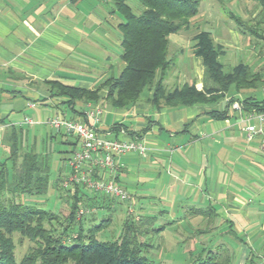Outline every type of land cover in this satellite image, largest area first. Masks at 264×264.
Segmentation results:
<instances>
[{"label":"crops","instance_id":"crops-1","mask_svg":"<svg viewBox=\"0 0 264 264\" xmlns=\"http://www.w3.org/2000/svg\"><path fill=\"white\" fill-rule=\"evenodd\" d=\"M228 3L248 20L254 16L253 5L263 11L254 0ZM229 17L242 20L232 13ZM123 21L115 0H0V137L3 126L21 129L22 146L37 153H50L46 150L48 142L59 141L67 148L60 152L66 160L61 168L64 173L60 171L62 177L71 174L70 160L81 142L63 131L52 132L46 124L48 118L44 119V108L83 122L107 139H139L146 146V155L121 156L122 167L114 180L131 192L133 205H141L140 217H154L159 210L169 218L180 213L196 218L192 224L185 222L190 230L200 235L229 236L241 250L234 256L236 264H255L252 252L264 255V149L259 134L248 141L244 133L249 123L258 128V121H248L250 112L235 111L231 104L251 98L264 101V63L258 70L246 63L248 45L240 44L247 34L233 32L232 41L225 30L214 37L208 31L189 36L178 32L168 36L171 47L182 54L184 46L191 54L179 88L194 85L197 90L203 89V60L193 49L201 32L208 33L221 50L219 61L227 53L226 64L231 69L246 64L261 74L262 80L254 89L237 92L232 87L217 101L188 107L155 108L147 101L151 94L128 109L115 108L104 98L96 103L75 101L72 108L62 105L63 99L50 98L46 81L93 90L102 83L97 84L100 76L113 74L115 65L121 72L124 63L118 26ZM94 108L100 110L95 119L86 117ZM25 119L32 124H25ZM1 154V159L6 156L3 149ZM98 176L106 178L107 173L99 172ZM84 193L89 199L93 197L89 191ZM87 197L85 202L91 204ZM144 203L159 204L163 210L148 207L143 214Z\"/></svg>","mask_w":264,"mask_h":264},{"label":"trees","instance_id":"trees-1","mask_svg":"<svg viewBox=\"0 0 264 264\" xmlns=\"http://www.w3.org/2000/svg\"><path fill=\"white\" fill-rule=\"evenodd\" d=\"M254 1L264 11V0ZM115 2L118 13L124 19L118 26L122 35L121 59L124 63L121 72L116 77L107 78L93 90L46 81L50 98L63 99L62 105L69 108L75 101L96 103L104 98L115 108L128 109L134 107L146 91L151 94L148 103L155 108L188 107L217 101L232 87L237 92L254 89L262 80L261 74L254 73L243 63L224 72L218 59L221 50L215 46L208 33L201 32L196 36L193 49L203 60V89L184 85L167 90L164 82L172 66L173 55L176 54L170 48L168 36L188 29L191 19L198 13L200 0H138L142 7L139 14L132 12L126 0ZM234 19L237 24L243 25L241 19ZM246 28L255 37H261L256 28ZM241 105L246 112H264V101L251 98L244 100ZM3 127L0 157L2 149L6 156L0 158V264H154L141 252L152 247L144 240L150 232L158 235L164 230L163 226L155 228V217L135 220L127 215L117 239H99L105 225L111 223L116 204H123L121 201L100 194V200H97V193L81 185L65 188L62 185L65 179L58 176L52 186L68 197L69 203V212L59 229L53 224L56 221L55 214L18 201L22 196L38 197L47 193L50 187V153L25 149L22 146L23 131L16 127ZM85 191H89L93 197L89 199ZM85 197L92 203L85 202ZM82 203L96 212L103 211L99 222L87 228L82 226L76 216ZM193 213L200 214L203 211L193 210ZM14 233H19L35 245L19 261L15 258ZM257 258L254 256L253 261ZM194 264L216 262L210 252L205 261Z\"/></svg>","mask_w":264,"mask_h":264},{"label":"rangeland","instance_id":"rangeland-1","mask_svg":"<svg viewBox=\"0 0 264 264\" xmlns=\"http://www.w3.org/2000/svg\"><path fill=\"white\" fill-rule=\"evenodd\" d=\"M228 1L229 0H223L222 2L221 0H200L198 15L194 19L192 18L193 20L191 19L192 21L190 22L192 23L190 27L186 30L180 31L179 35L189 36L195 35L200 31H208L214 37V35L222 34V31L225 30L233 41V32H240L241 35L247 34L249 39L247 36L241 38L243 43L240 42V45H248L246 54L248 56L246 63L254 70H258L260 68L259 66L264 63V39H257L254 36L249 35L246 26L256 28L257 32L264 37V12L258 6L253 5L252 13L254 14V16H250L248 20L243 15V12L232 10L233 8L231 9ZM127 4L135 14H139L142 11V7L140 6L138 0H127ZM231 13L235 16L241 17L243 25L240 26L236 23L235 19L230 18L229 14ZM182 47V54H180L179 49L172 48L173 51H176V54L173 55L172 66L168 70L167 77L164 82L165 88L167 90L181 85L180 83L182 71H184L185 67L188 66L187 63H191V54L189 53L188 48H184V46ZM251 53H254V56L253 54L250 55ZM225 54L227 56V53ZM258 54H262L263 58L262 56H259V58L258 56L255 57V55ZM225 57H221L220 62L224 66V72H228L231 67L226 64L227 61ZM183 62L185 63V66L182 65ZM111 71L113 72V74L110 73L108 76H100V78L97 80V84H100L106 78H109L111 76H118L119 72L116 65ZM147 95L148 93L144 91L138 103L143 100L145 101ZM44 112L46 113L44 119L55 115V111L51 108H44ZM45 129L48 131V127H45ZM51 131L55 132L54 129H52ZM47 145L48 146L46 150L50 149V187L47 193L43 196L38 197L22 196L18 201L29 205H35L38 208L50 211L52 214H55L56 221L53 224H55L59 229L60 225L64 224V219L69 212V203L68 197L61 195L59 190L57 191L56 189H54L52 183L58 176H60L62 165H64V162L66 163V160H62L60 152L64 151V149L67 148H64L59 141H55L53 143L48 142ZM37 147L39 150L42 149V143L40 141L37 142ZM66 178L67 177H62L61 179L63 180ZM97 200H100V196H98V194ZM129 206L130 205L128 203L116 204L115 210L112 212L111 223H107L105 225L102 233L98 236L99 239H104V241H112L118 238V236L121 234L122 223L128 215V208H130ZM140 206L141 205L138 204L131 206V208H133L134 212L139 216V218L140 215L138 212H140ZM158 206L159 204H153L151 206L150 204L148 205L144 203L142 205V207H144L142 208L144 209L142 210V213L145 214L146 209H150L148 207H152L151 210H153L160 207ZM79 208L91 211L82 218H77L81 221L84 228H87L92 224L99 222L101 216L103 215L102 210H98L96 212L95 209L84 207L83 203ZM159 209L160 211L163 210L161 207ZM154 217L156 218L155 228L163 226L164 230L161 231L158 235L150 232L149 235L144 238V240L152 245V247L150 249H142L141 252V255H144L149 261L153 262L154 264L200 263L202 261H205L207 256H210V252H212L216 264L237 263V259L234 258V256L236 257V253L241 250L238 245L236 246L231 243L229 236H226L225 234L215 233H208L204 235L196 234L194 229L190 230L191 226L189 227L186 225L187 223L192 224L196 218L190 219V216H184L182 213L177 214L176 218H169L167 215H165L164 213H160L158 210L155 213ZM198 222H201V220H199ZM179 223L183 224L180 225ZM46 227L49 228V226L47 225ZM12 239L15 246V258L17 261H19L25 254L28 253V251L35 247L34 243L26 238H23L19 233H14ZM242 239H244V237H242ZM252 255L259 257L256 259L255 264H262V262H264V255L255 254L254 252H252Z\"/></svg>","mask_w":264,"mask_h":264},{"label":"built area","instance_id":"built-area-1","mask_svg":"<svg viewBox=\"0 0 264 264\" xmlns=\"http://www.w3.org/2000/svg\"><path fill=\"white\" fill-rule=\"evenodd\" d=\"M231 107L238 112L243 110L239 102H233ZM99 113L100 110L94 108L92 111L86 113V117L95 119ZM251 119H256L259 127L256 128L250 123L245 126L244 133L246 139L250 141L255 135L259 134L261 136V145L264 149V112L249 113L247 120L250 121ZM24 123L32 124V121L25 119ZM46 124L54 130H61L65 134L76 136L81 142V148L74 152L70 160L71 174L64 180L63 187L81 185L94 193L128 203L130 205L128 215L132 216L135 220H139V216L131 208V192L118 184L114 180V177L122 167L120 164L121 156L132 152L137 153L139 156L146 155L144 142L139 139H131L129 141L107 139L101 137L93 127L83 122L68 120L58 115L49 117L46 120ZM99 172L103 174L107 173V177H99ZM90 212V210L79 208L76 216L80 219Z\"/></svg>","mask_w":264,"mask_h":264}]
</instances>
